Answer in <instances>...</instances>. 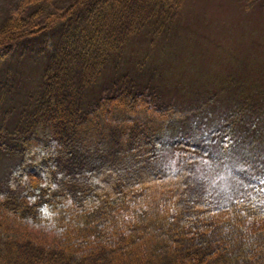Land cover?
<instances>
[{
    "label": "trees",
    "instance_id": "trees-1",
    "mask_svg": "<svg viewBox=\"0 0 264 264\" xmlns=\"http://www.w3.org/2000/svg\"><path fill=\"white\" fill-rule=\"evenodd\" d=\"M73 1L43 25L47 0L0 21V264H264V75L222 77L205 100L221 95L217 123L174 139L172 168L162 92L97 80L132 37L170 31L184 0ZM28 49L42 57L25 74ZM203 155L242 163L229 194Z\"/></svg>",
    "mask_w": 264,
    "mask_h": 264
},
{
    "label": "rangeland",
    "instance_id": "rangeland-1",
    "mask_svg": "<svg viewBox=\"0 0 264 264\" xmlns=\"http://www.w3.org/2000/svg\"><path fill=\"white\" fill-rule=\"evenodd\" d=\"M47 1L36 25L45 24L74 2ZM30 5L31 0H0V21L27 15ZM55 35L53 32V38ZM31 53L33 60L20 66L25 74L36 69L42 57ZM243 72L248 76L264 75V0H184L170 31L157 36L132 37L121 56L107 63L97 82L108 88L112 81L127 76L126 81L138 83L145 91L158 88L162 92L159 101L169 107L173 117L164 135L162 162L174 168L180 150L171 145L173 140L200 142L211 130L208 119L211 117L217 123V106L223 105L218 100L221 95L208 105L206 98L220 89L222 77H241ZM212 104L213 112L209 109ZM189 135L191 138H187ZM209 149L213 151L212 147ZM200 160L199 169L206 173L203 176L209 180L213 193L229 194L237 186L239 179L231 170L242 165L239 160L233 159L231 165L220 168H215L206 155Z\"/></svg>",
    "mask_w": 264,
    "mask_h": 264
}]
</instances>
